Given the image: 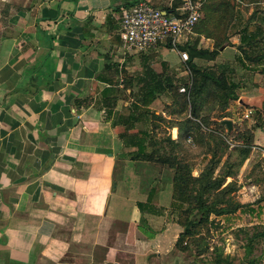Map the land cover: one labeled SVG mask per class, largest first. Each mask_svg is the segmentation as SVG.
<instances>
[{
  "label": "crops",
  "instance_id": "1",
  "mask_svg": "<svg viewBox=\"0 0 264 264\" xmlns=\"http://www.w3.org/2000/svg\"><path fill=\"white\" fill-rule=\"evenodd\" d=\"M142 1L160 10L171 3ZM121 6L0 0V264H147L150 255L161 256L164 235L156 240L153 231L143 252L125 225L135 204L116 205L124 196L113 191L112 173L127 103L120 99L108 114L102 91L108 96L111 87L102 80L121 89L130 57L142 61L137 77L146 67L170 72L173 64L160 47L123 56ZM153 54L163 71L149 64ZM237 56L235 47L219 51L220 60Z\"/></svg>",
  "mask_w": 264,
  "mask_h": 264
},
{
  "label": "trees",
  "instance_id": "2",
  "mask_svg": "<svg viewBox=\"0 0 264 264\" xmlns=\"http://www.w3.org/2000/svg\"><path fill=\"white\" fill-rule=\"evenodd\" d=\"M141 1L122 0V6L117 7L116 11L121 12L123 9L132 8ZM147 3L156 8L154 4ZM178 5V0H171L170 7L161 11L165 13L175 11ZM202 11V19L194 27L195 40L179 48L180 51H185L188 54L187 76L180 80L184 92L179 91L173 77L164 72L156 73L150 67L144 69L142 76L134 79L132 77L124 78L121 82V89L116 88L119 82L116 83L109 79L102 80L111 87L108 96H106L108 90L102 91V107L108 114L110 110L116 108L120 99L125 103L129 100L132 101L131 106L124 107L127 122L124 131L120 134L123 145L122 152L115 155V166L112 173L113 191L115 190L120 197H126L129 187L128 182L126 183V173L135 163L149 165V167L159 165L172 170L171 204L173 208L178 209L176 223L183 229L174 244V251L186 253L190 251L191 247H195L196 256H200L205 251L206 233H209L208 227L213 224L211 217L223 218V221L228 223L234 220L237 213L254 215L259 220L262 212L264 213V192L252 204H243L234 198L238 191V186L234 181L237 169L248 159L251 150L248 137L244 140L245 143L233 150L237 155V162L229 164L231 155H227L226 162L217 174H215V170L223 157L215 158L213 156L198 176H193L191 166L178 155L188 138H191L195 144H199L195 138L197 133L200 135L204 130L212 132L208 129L207 118L201 116L202 105L217 101L221 106L220 110H226L230 102L239 99L236 93L239 87L232 82L233 75L239 69L247 68L252 72H262L257 69L264 68V18H261L260 23L258 22L254 26L240 24L241 29L236 32L233 0H203ZM255 16L256 12L252 14L251 20H254ZM235 35L239 40V44L236 46L238 56L235 61L205 68L195 64V60L214 61L223 46L231 45L230 39ZM200 38L212 41V49L199 47ZM163 47L171 49L168 44ZM134 87L136 88L135 92L133 91ZM162 95H168L172 101V108L175 107L170 114L177 113L178 116H181L189 111L187 115L182 116L179 121L170 126V128H177V138L173 140L167 136L156 141L151 130L129 133L134 129L135 124L141 122L147 115L159 121L164 120L150 112L151 105ZM259 112L264 118V106ZM224 118L220 119L219 125L226 130L228 135L233 132V123L232 130L228 132L226 126L222 124ZM221 137L220 134L213 135V138L218 141H222ZM233 167L236 168L233 170ZM229 179L231 181L227 182ZM258 182L259 180L253 179L252 185H258ZM153 196L154 192L150 189L147 201L135 204L141 214L150 211V205L156 204V199H152ZM254 204H256V208H254ZM137 228L143 236L138 240L141 244L146 245V241L154 237L153 230L148 228L146 220L142 216ZM243 233L246 238L243 248L244 256L248 258L253 252L254 244L260 239L264 240V232L256 231L249 234L247 230H243ZM252 261L249 260V262ZM212 264L234 263L219 252L215 255Z\"/></svg>",
  "mask_w": 264,
  "mask_h": 264
},
{
  "label": "rangeland",
  "instance_id": "3",
  "mask_svg": "<svg viewBox=\"0 0 264 264\" xmlns=\"http://www.w3.org/2000/svg\"><path fill=\"white\" fill-rule=\"evenodd\" d=\"M233 1L235 6V31L241 29L240 24L245 23V25L254 26V24L260 23L261 18H264V0ZM255 12L256 18L251 20L252 14ZM191 37L190 42H193L196 36ZM200 40V43H198L199 47L212 49V41ZM237 45H225L223 49L226 47H235L236 49ZM160 48L166 49L163 46H160ZM167 53L169 55L168 58L172 60L173 64L171 65L170 72L166 70L163 71L161 58H158L154 54L149 56L151 57L149 64H152L153 68L157 71H163L173 77L180 91V89L183 88L180 84V80L185 79L187 73L183 71L184 68L182 64L177 61L179 60L178 54L174 50L169 49ZM124 57L127 58L128 55ZM138 59L137 61H133L131 57L130 60L128 59L130 71L124 70L127 75L126 77H132L134 79L142 73V61L140 58ZM194 62L198 67L205 68L210 66L216 67L228 61L220 60L218 54L214 61L195 60ZM257 70H262V72H252L250 69L246 68L245 70L239 69V71L233 75L232 82L239 87L236 92L239 99L230 102L226 110L221 111V106L217 101L202 105L201 116L207 118L208 129L212 132L204 130L200 135H197V133L195 138H197L196 142L199 144H195L191 138H188L187 142L182 146L181 152H178L179 157L185 159L191 166L193 176H198L213 156L215 158L223 157L215 170V174H217L221 170V166L226 162L225 159L227 155H231L229 164L237 162V155L233 150L245 143L244 140L248 137L251 144L250 154L248 159L238 167L237 176L234 179L238 186V191L234 195V198L243 204L254 203L264 192V118L259 112L264 106V68L259 67ZM135 90L136 88L134 87L133 91L135 92ZM171 103L172 101L169 99L168 95L159 97L151 105L150 112L164 120L159 121L147 115L141 122L136 123L134 129L129 131V133L151 130L153 132L152 136L156 141L157 139L160 140L167 136L172 138V131L174 129L177 130V128H170V126L176 121H179V118H182V116L187 115L189 111L181 116H178L177 113L170 114L175 109V107L172 108ZM131 104L132 101H127V107L131 106ZM222 117H225L223 120H230L233 123V132L231 134L227 135L226 130L220 127L219 122ZM214 134H220L222 136V141L214 139ZM176 138L172 139L175 140ZM235 168L236 167H233V170ZM172 174V170L163 166L157 165L155 167H149V165L136 163L126 173V183L128 182L129 185L126 191V197H124V199L118 198L116 200V205L120 207L123 205L129 206L137 202L147 201L146 198L150 189L154 192L152 199H156V204L150 205V211H146L143 214H141L137 207L133 208L129 222L127 224L124 223L130 238L139 239L143 237L141 233L136 232L133 225L138 223L142 216L146 219L148 226L155 232L156 240L164 235V239L162 240H166L165 247L167 248L168 246L169 256L174 254L176 257V263L174 264H212L215 255L219 254V252L223 257H228L232 260L234 264H264L263 239H260L254 244V249L250 257L246 258L244 256L243 249L246 244L243 230H247L249 234L256 231L264 232L263 212L260 216V220L256 219L254 215L249 216L243 213H237L234 216L235 218L233 217L234 220L228 223H225L223 218L211 217L213 224L208 227L209 233H206L205 247L203 246L205 251H203L200 256H196L195 247H191L190 251L186 253L175 252V240H177L183 229L176 223L178 209L176 207L173 208L171 204ZM253 179L259 180L258 185H252ZM230 181L231 179L227 180V182ZM253 206L256 208V204ZM203 232L205 233V231ZM173 236L175 237L173 238ZM167 238L170 243L167 242ZM140 248V250L143 249L144 252V248H147V246L142 245ZM169 256H164L162 264H173V262L168 259ZM249 260L253 261L249 262Z\"/></svg>",
  "mask_w": 264,
  "mask_h": 264
},
{
  "label": "built area",
  "instance_id": "4",
  "mask_svg": "<svg viewBox=\"0 0 264 264\" xmlns=\"http://www.w3.org/2000/svg\"><path fill=\"white\" fill-rule=\"evenodd\" d=\"M175 11L165 13L141 1L134 7L121 11L118 39L123 56L144 54L160 46L170 45L187 73L188 54L180 47L195 37L194 27L202 19V0H178ZM184 92V88L180 89ZM247 117V116H245Z\"/></svg>",
  "mask_w": 264,
  "mask_h": 264
},
{
  "label": "water",
  "instance_id": "5",
  "mask_svg": "<svg viewBox=\"0 0 264 264\" xmlns=\"http://www.w3.org/2000/svg\"><path fill=\"white\" fill-rule=\"evenodd\" d=\"M220 50H223V47ZM222 124L226 126L228 132H230L232 130V122L230 120H223ZM167 242H169L168 238H167ZM165 245H166V240L164 242V246H162L160 248L161 256H158L157 254L150 255L149 257H147V264H160V263L162 264V262L164 260V256L165 255L169 256L168 246L166 248ZM168 259H170V257H168Z\"/></svg>",
  "mask_w": 264,
  "mask_h": 264
}]
</instances>
